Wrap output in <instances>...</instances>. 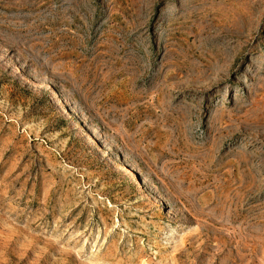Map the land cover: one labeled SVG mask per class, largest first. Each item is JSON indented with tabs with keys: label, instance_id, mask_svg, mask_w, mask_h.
I'll use <instances>...</instances> for the list:
<instances>
[{
	"label": "rangeland",
	"instance_id": "obj_1",
	"mask_svg": "<svg viewBox=\"0 0 264 264\" xmlns=\"http://www.w3.org/2000/svg\"><path fill=\"white\" fill-rule=\"evenodd\" d=\"M0 264H264V0H0Z\"/></svg>",
	"mask_w": 264,
	"mask_h": 264
},
{
	"label": "bare ground",
	"instance_id": "obj_2",
	"mask_svg": "<svg viewBox=\"0 0 264 264\" xmlns=\"http://www.w3.org/2000/svg\"><path fill=\"white\" fill-rule=\"evenodd\" d=\"M34 78H36V79H38L36 76L34 77ZM37 81V80H36ZM43 83V85L44 86H46V83H44V82H42ZM47 87V86H46ZM69 108V107H68ZM128 169V168H127ZM124 171V170H123ZM126 173V172H125ZM130 175H131V173H130ZM144 182V181H143Z\"/></svg>",
	"mask_w": 264,
	"mask_h": 264
}]
</instances>
